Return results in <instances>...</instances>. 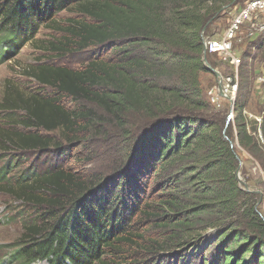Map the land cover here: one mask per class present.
Segmentation results:
<instances>
[{"label":"trees","instance_id":"16d2710c","mask_svg":"<svg viewBox=\"0 0 264 264\" xmlns=\"http://www.w3.org/2000/svg\"><path fill=\"white\" fill-rule=\"evenodd\" d=\"M237 1L0 3V60L40 28L49 31L43 51L52 55L102 49L110 54H93L83 69L31 66L28 77L40 91L54 88L52 94L23 97L6 86L1 110L7 121L23 112L16 122L23 131L4 130L0 138L8 146H1L56 154L45 167H25L14 181L5 177L22 157L0 169L1 190L40 212L23 221L6 262L264 264L258 195L244 190L235 174L237 148L264 171V115L260 122L248 118L242 98L257 90L263 43L255 39L243 53L250 60V84L239 82L234 119L224 133L227 108L216 107L205 93L210 86L203 91L199 80L203 72L215 78L201 61V31L218 34L226 23L223 8ZM206 58L212 67L231 70L215 56ZM67 97L91 101L133 138L121 168L105 180H86L58 164L65 163L58 157L70 144L81 143V134L103 120L90 109H66ZM146 224L152 228L142 230Z\"/></svg>","mask_w":264,"mask_h":264},{"label":"rangeland","instance_id":"374dc122","mask_svg":"<svg viewBox=\"0 0 264 264\" xmlns=\"http://www.w3.org/2000/svg\"><path fill=\"white\" fill-rule=\"evenodd\" d=\"M3 0H0V3ZM242 0H238L236 4L239 6L242 4ZM235 4V5H236ZM235 5L233 7H235ZM64 16V15H62ZM222 27L219 23L218 30ZM49 31L45 28H40L38 32L31 38L28 43L24 45L19 44L16 48L10 49L4 58L0 60V105L2 103V97L7 89L6 86L11 85L13 88L17 89L23 97L27 95L38 93L39 96H45L54 93V88H45L40 91V87L32 77H28L29 68L36 64H51L56 66H67L72 69H83L85 65L91 59V56L95 54L98 58H109V50L102 49L100 51H86L83 53H66V55L58 56L52 55L49 51L45 52L44 43L48 41ZM57 35V34H56ZM243 45L239 44L236 47V52L239 51L241 56L242 64L239 67V79L243 84H250L247 72L250 60L248 56L244 55L242 52ZM94 55V56H95ZM221 61V60H220ZM222 62V61H221ZM223 63V62H222ZM256 65V64H255ZM254 65V67H255ZM258 68V67H256ZM215 79V80H214ZM208 73L203 72L200 74L199 80L203 87V91L207 87H213L216 84L217 79ZM249 89L248 92L242 93V98H245V115L249 116H259L264 115V87H257V90ZM207 94V91L205 92ZM63 105L66 109H90L93 113L101 116L103 118L96 127H92L86 133H82V142L78 144H70L69 150L66 154L60 155L59 160H64L65 163H58L59 166H63L66 170L71 169L75 175L84 176L86 180L95 179H107L120 167L121 161L126 159V151L131 144L133 138L124 132V129L115 120L111 118L110 115L103 113V111L98 108L94 103L88 100H78L77 102L72 101L69 97L62 99ZM222 108L226 107L228 116L230 112L229 101L222 98ZM16 115L13 117L15 120L7 121L0 107V134L4 130H22L21 127L16 125L17 119L23 116V112L17 111ZM234 116V114H233ZM232 116V117H233ZM6 119V120H4ZM232 121V119H231ZM130 122V121H129ZM128 122V123H129ZM23 131V130H22ZM40 133H44L39 130ZM28 132V131H26ZM57 138H55L56 140ZM4 142L7 145V141H3L0 138V169L4 168L8 161L16 158H21L23 161L19 162L21 165L19 168L11 169L9 175L5 177L14 181L15 178L23 172L25 167L30 165H41L45 167L51 160H55V153L52 150L49 152H34L33 155L29 152H22L9 147L4 149L1 144ZM64 145V143H63ZM237 154L241 157V162L239 166V174L243 180H245L248 185L252 188L258 190V210L264 215V171L261 170L256 164H254L246 153L237 148ZM127 158L126 162L128 161ZM125 162V164H126ZM62 164V165H61ZM117 164L119 165L118 167ZM122 166V165H121ZM5 184V182H0V185ZM26 204L24 200L18 199L15 195L1 190L0 188V264H11L6 262L9 252L12 250V245L15 244L23 232L22 223L25 219H33L38 215L36 214V209L33 211L30 207H25ZM22 213L20 214L19 212ZM151 226L146 224L142 227V230L149 229ZM152 228V227H151ZM191 249V248H190ZM190 249L188 250L189 252ZM32 264H47L46 261H37ZM161 264V262H160Z\"/></svg>","mask_w":264,"mask_h":264},{"label":"built area","instance_id":"2783aa9c","mask_svg":"<svg viewBox=\"0 0 264 264\" xmlns=\"http://www.w3.org/2000/svg\"><path fill=\"white\" fill-rule=\"evenodd\" d=\"M241 3L240 6L232 4L224 9L226 23L218 34L205 35V30L201 34L205 56H215L231 69L225 73L220 65L212 67L208 61L211 67L220 74L222 92L234 98V103L240 82L239 67L243 61L239 51L236 52L235 50L237 45H243L241 49L243 53L255 39L261 41L264 45V0H242ZM234 5L235 7H233ZM215 78L217 79L216 76ZM256 78V87H264V64L256 70ZM218 82L219 79H217L213 87L207 90L208 98L216 107L222 104V98H224L219 94ZM232 116L233 113L230 115L233 120L234 117ZM249 116L256 121H261L260 116L257 117L250 114Z\"/></svg>","mask_w":264,"mask_h":264},{"label":"water","instance_id":"95a60500","mask_svg":"<svg viewBox=\"0 0 264 264\" xmlns=\"http://www.w3.org/2000/svg\"><path fill=\"white\" fill-rule=\"evenodd\" d=\"M233 3L227 5L226 7H224L223 9L225 8H228L229 6H231ZM205 28H203V30L201 31V34L202 32H204ZM201 61H203V63L215 74V76L217 77V79H219V82H218V89H219V94L222 95L224 98H226L228 101H229V104H230V112L227 116V121H226V124H225V127L223 129V133L225 131V128L227 127L228 125V122L231 120V117L230 115L233 113V105H234V98H231L229 95H226L224 94L222 91V82H221V79H220V74H218V72L213 69L211 67V65L208 63V61L206 60V56H205V48L203 46V51H202V57H201ZM226 138V136H225ZM230 145L231 147L233 146V143L230 141ZM237 157V160L239 162V166H240V162H241V158L240 156H236ZM239 166L237 167V169L235 170V174H236V179L239 183V185L244 189V190H247V191H250V192H254L256 194H258V190H256L255 188H252L248 185V183L242 179V177L240 176L239 174Z\"/></svg>","mask_w":264,"mask_h":264}]
</instances>
